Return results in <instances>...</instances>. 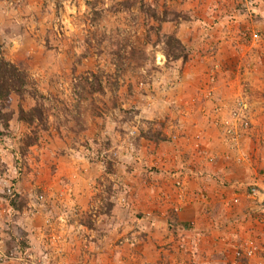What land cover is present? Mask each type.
Here are the masks:
<instances>
[{
	"label": "rangeland",
	"instance_id": "374dc122",
	"mask_svg": "<svg viewBox=\"0 0 264 264\" xmlns=\"http://www.w3.org/2000/svg\"><path fill=\"white\" fill-rule=\"evenodd\" d=\"M0 63L13 85L0 99V264H66L76 246L77 264H121L158 233L192 264L156 201L264 142V0H0ZM252 166L241 188L216 179L239 191L220 195L228 208L248 192L241 216L257 232L253 257L242 241L223 264H264V164Z\"/></svg>",
	"mask_w": 264,
	"mask_h": 264
},
{
	"label": "crops",
	"instance_id": "0c3cea01",
	"mask_svg": "<svg viewBox=\"0 0 264 264\" xmlns=\"http://www.w3.org/2000/svg\"><path fill=\"white\" fill-rule=\"evenodd\" d=\"M246 150L248 154L247 159L240 155L238 158H235V161L240 160L243 162L244 160L243 163L246 164L245 169H243L239 163L235 162L232 157V160L227 162V167L222 166L215 171H212L214 168L210 167L205 171H202L203 173L210 172L208 174L212 173L214 174V177L210 175L200 176L199 178L193 177L188 181V187L186 189H181L180 191L177 190V195L176 192H172L173 194L163 192L159 200L156 201L158 207L161 206V208H155V211L159 210L163 215H166L165 220L162 219L160 221L161 218H159L158 223L162 222L161 225L165 224L169 227L170 231L172 228L175 232L179 231V236L184 235V237L180 239V243L184 245L185 248V250H182L183 253H185L183 254V257L187 258H183V260H187L192 254V257H189L190 259L188 260V262L192 264L200 263L196 258L201 259L202 256L204 257V264H223L227 261L226 257L229 256L233 248L236 246L239 247L242 244V241L243 243L250 242L249 240L254 237L252 235L257 233L253 231L250 237L246 234L245 230L246 228L248 229L247 226L249 225L248 223H250V220H245L247 218L246 214L244 215V218L241 216L243 215L241 210H245L246 213L251 206L250 198L247 197L248 192H240L242 201H240L237 206L235 205L236 208L233 210V208H228L224 204V201H220L219 197L222 193L226 192H229L228 195L235 194V196H237L236 192L238 190H234V187H219L217 183L219 181L216 180L221 177L226 180L231 179L229 181H236L235 186L240 188L241 185H239V181H242V183L251 181L253 176L257 173L256 168H254L252 164H257L259 161L260 165L261 163L264 164V142L262 143L259 139H252L251 142L248 143ZM174 196H176V198ZM222 198L224 199V197H221V199ZM179 203L181 204L182 209H180L181 207H179ZM173 208L178 211V214L173 212ZM156 215L161 214L159 213ZM139 221H143V219ZM237 221L239 223H237ZM154 225L157 224L153 223V226ZM196 226L198 227V230H196ZM234 229L235 233H233ZM187 230L190 232H187ZM164 233H166V230ZM193 233H195V235H192ZM166 236L168 235L166 234ZM138 241L139 242L135 248L133 247V249L124 250L123 253L125 257L121 256V264L178 263L176 251L179 250L175 249L174 251V248L170 249L169 245L164 243H167L168 240H164L160 237V233L149 234L148 237H144ZM174 241L175 238H172L169 242ZM163 244L166 245V248H164ZM77 251L78 249L76 246V248L72 250V261L67 262L66 264H77ZM92 251L95 253L97 252V250ZM95 258L96 255H94V259L90 264H100L95 262Z\"/></svg>",
	"mask_w": 264,
	"mask_h": 264
},
{
	"label": "built area",
	"instance_id": "2783aa9c",
	"mask_svg": "<svg viewBox=\"0 0 264 264\" xmlns=\"http://www.w3.org/2000/svg\"><path fill=\"white\" fill-rule=\"evenodd\" d=\"M237 110L238 109H236L235 111H234V114L235 115H237V114H239L238 112H237ZM240 110V109H239ZM225 125H226V127H228V129H226V130H229V133H228V131H227V137H231V138H233V139H235V138H237V135H235V132H232L233 131V129H231V127H229V122H226L225 123ZM252 199L253 200H257L256 199V197L257 196H259V194H261V192L259 191V189L258 188H253L252 189ZM259 204H261V206H264V199L263 200H261L260 202H259ZM245 245V251H244V254L245 255H248V257H253L254 255H255V252H256V250H258V248L257 247H255V245H253V244H251V245H249V244H247V243H245L244 244ZM247 245V246H246ZM237 251V250H236ZM238 252V255H241V253H242V251L241 250H239V251H237Z\"/></svg>",
	"mask_w": 264,
	"mask_h": 264
},
{
	"label": "trees",
	"instance_id": "16d2710c",
	"mask_svg": "<svg viewBox=\"0 0 264 264\" xmlns=\"http://www.w3.org/2000/svg\"><path fill=\"white\" fill-rule=\"evenodd\" d=\"M167 43L170 44V46H174V44H173L174 42H173L172 38H168ZM172 49H174V48H172ZM2 65H0V99L5 97L6 94H7L8 89L10 88L9 91H11L12 90V86H13L8 81L9 80V76H10L9 73L6 70H4V67H5L6 64H2ZM15 78L16 77L13 76L12 80L15 79ZM10 80H11V78H10ZM4 89H7V91H4ZM0 135H1V133H0Z\"/></svg>",
	"mask_w": 264,
	"mask_h": 264
}]
</instances>
